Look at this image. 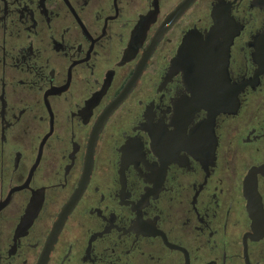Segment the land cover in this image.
I'll return each instance as SVG.
<instances>
[{
  "label": "flooded vegetation",
  "instance_id": "flooded-vegetation-1",
  "mask_svg": "<svg viewBox=\"0 0 264 264\" xmlns=\"http://www.w3.org/2000/svg\"><path fill=\"white\" fill-rule=\"evenodd\" d=\"M0 264H264V0H0Z\"/></svg>",
  "mask_w": 264,
  "mask_h": 264
},
{
  "label": "water",
  "instance_id": "water-1",
  "mask_svg": "<svg viewBox=\"0 0 264 264\" xmlns=\"http://www.w3.org/2000/svg\"><path fill=\"white\" fill-rule=\"evenodd\" d=\"M216 28L217 27H215L214 30ZM195 48L196 50L193 51V49ZM227 52H228V45L226 43L222 44L221 47H216L213 44L204 45V46H195V45L191 46L190 43L186 42V44H184V46L180 49V53L178 56V61H180L181 63L184 61L186 64H182L181 66H178V70L188 69L189 72H192L194 74H198L199 72H204L207 78L209 76L217 77L216 75H214L215 74L214 72H216L220 68V65H218V63L220 64L226 60ZM216 81L217 79L215 80V82ZM210 82H213L212 84H215L212 79L207 81V83ZM71 209H72L71 207H67L64 210V213L62 215V220L56 226V230L54 233L55 239L58 233L60 232L64 217L70 212ZM34 215L35 213L30 211L29 214L23 219L24 222L23 225L24 224L26 225V221L27 223L30 220H31L30 222H32L33 220L32 216Z\"/></svg>",
  "mask_w": 264,
  "mask_h": 264
}]
</instances>
